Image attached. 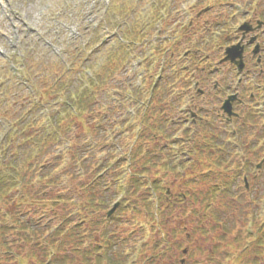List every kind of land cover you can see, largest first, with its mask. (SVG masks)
Returning a JSON list of instances; mask_svg holds the SVG:
<instances>
[{"label": "trees", "instance_id": "trees-1", "mask_svg": "<svg viewBox=\"0 0 264 264\" xmlns=\"http://www.w3.org/2000/svg\"><path fill=\"white\" fill-rule=\"evenodd\" d=\"M136 30V25L128 22L123 36L129 49L120 45L108 49L102 60L101 48L87 56L84 48L73 44L62 59L52 56L36 66L23 64L18 78L0 72V123L6 126L0 140V264H75L78 258L88 263L92 257L96 264H126L124 256L108 255L109 241L104 243L106 251L96 240L87 243L101 223L100 238L107 234L105 224L111 218L100 217V211L107 209L118 193H124L121 208L135 209V196L142 199L144 194L164 191L157 171L174 170L169 154L158 157L164 147L156 154L144 144L146 132L133 134L130 121L122 131L128 122V107L143 102L146 93L143 81L135 86L124 65L132 43L146 36L142 28ZM185 30L187 34L192 31L188 26ZM162 43L154 49L159 51ZM180 43L171 51H178ZM136 55L143 57L142 50ZM169 70L165 66L153 81L146 107L138 112L142 120L160 112L147 105L161 101L154 93L161 96L168 80L173 82L175 75ZM166 127H159L158 133L169 137ZM125 133L135 137L127 148ZM184 137H189L188 132ZM151 171L155 173L152 178ZM165 198L164 194L163 208L157 203L156 214L168 209ZM209 216L219 219V214L209 212ZM90 222L95 226L85 228Z\"/></svg>", "mask_w": 264, "mask_h": 264}, {"label": "rangeland", "instance_id": "rangeland-1", "mask_svg": "<svg viewBox=\"0 0 264 264\" xmlns=\"http://www.w3.org/2000/svg\"><path fill=\"white\" fill-rule=\"evenodd\" d=\"M194 1L196 0H0V72L8 73L9 77L18 78L19 72L24 71L23 64L27 65L28 62L36 66L38 61H44L48 57L52 58L53 55L62 58L73 44L83 47L87 56L95 49H100L102 44H107L108 47H104L99 54V58H102L104 54H107L106 50L109 47L114 48V40H118L122 45L127 43L126 38L124 41L122 39L123 33L127 32V23L130 21L136 25V31L142 28V34L146 35L132 45L130 51L132 55L124 64L126 75L130 76L128 78L134 79L135 86L140 85L138 81H143L141 86L144 84L146 93L142 95L143 102L128 107L130 110L128 122L122 131H126L131 122L133 134L138 131L148 134L144 142L148 148L155 150L158 154L160 151L158 149L164 147L163 155L158 157L165 158L169 154L174 170L163 172L157 167L152 168L153 171L158 170L156 176L161 179L163 188H171L173 192H183L186 195L192 191L195 197L193 199L189 197L191 200H189V205L182 202L168 214H165L163 210L156 214L158 204H160V209L164 207V191L156 194L151 192L149 196L144 194L141 196L142 199L135 196V199H132L137 204L135 209L121 208L124 193H118L114 202L119 201L120 205L110 217V223L105 224L106 236L103 239L100 238L104 226L101 223L95 227L97 231L90 233L92 231L90 230L87 233V235L90 233L91 237L87 243L96 240L98 244H101L102 251H106L104 243L109 241L108 255L113 258L124 256L127 259L126 264H169V261L172 264H178L181 257H186L189 253L191 257H186L188 264H262L254 262V260L259 262L253 256L262 253V247L254 243L253 233L259 227L264 230V150H259V146H256L249 152L252 162L258 163L263 160V168L255 182H252L255 172L248 174L251 188L249 193L243 188L242 176L236 178L231 173L226 174L227 177L237 179L231 195H227L224 199L220 196L214 199L204 196L202 200H207L203 206L202 201L197 203V200L203 197L197 196V192L207 193L212 185L220 184V181L217 176H214L212 169L202 167L209 165L210 162H218L216 158L227 150L218 146L210 134H193L185 138L184 134L176 133L173 127H169L168 121L164 122L166 101L172 102L168 86H165L166 93L161 96H159L160 92L154 93L155 98L161 101L152 100L147 105V107L159 109L161 113L158 111L159 113L153 116L150 114V117L147 116L145 120H142V114L138 113L146 107L151 96L153 81L167 64L168 55L165 54V50L168 49L171 41L162 43L159 51L155 50L157 46L151 43L160 42L171 32L170 35L174 39L172 42H181L176 52L178 57L187 49L194 51L199 45L201 46L198 40L202 35L201 32L196 31L194 35L187 36L181 31L180 23L181 19L186 22L192 20L198 10L210 4L212 0L197 1L195 7H191ZM160 2L163 7L159 6ZM262 3L264 2L260 4ZM243 7L239 4L235 9L233 7L231 13L237 16L242 15ZM245 9L253 10L254 7H245ZM164 12L167 17L159 21V16ZM203 20L214 22L216 18L210 12L199 18L200 22ZM238 21L242 20L238 18L231 26V32L235 38L238 36L236 29ZM215 29L211 30V34L206 35V42L209 40V43L201 47L202 50L198 53L201 57L212 52L216 54L217 51L213 49L222 45L223 40L230 35L222 29ZM158 32L161 34L159 35ZM234 37L232 39H235ZM138 48L143 53L141 57L143 62L140 66L137 59L139 56L136 55ZM187 61H189L187 63L189 68L185 67L190 73L186 80L192 76V79L196 80L191 70L196 67L199 78L197 67L202 62L198 63V60L194 58H187ZM67 62L70 61L67 60ZM175 63L177 72L175 80L178 81L179 78L185 76L186 72H180V59ZM142 73L143 76L138 78V75ZM176 89L182 91V89ZM193 89L191 85L188 91L183 89V94H195V89ZM131 118L134 120L131 121ZM163 125L167 126L166 133L169 137L158 133V128ZM5 128L4 124L1 125L0 136ZM154 134L158 137L155 138ZM124 135H128L127 140L124 141L125 148H127L135 137L128 133ZM179 162H183L184 168ZM188 162L204 163L200 167ZM126 165L124 164L123 170ZM154 174L151 171L150 178ZM202 174H208V179L202 178ZM106 195H112V193L107 192ZM256 195L260 197L256 199ZM113 203L107 209L100 211V217L105 216ZM213 205L223 208L219 213L218 221L209 216ZM203 214H207V217L205 218ZM95 216L98 214L95 213ZM220 224L223 226L221 227ZM94 226L91 222L84 224L87 229ZM170 235H173L171 240H169ZM185 247L190 251L187 254L182 252ZM76 262L75 264H96L94 257L89 258L88 263L81 261L80 258Z\"/></svg>", "mask_w": 264, "mask_h": 264}, {"label": "flooded vegetation", "instance_id": "flooded-vegetation-1", "mask_svg": "<svg viewBox=\"0 0 264 264\" xmlns=\"http://www.w3.org/2000/svg\"><path fill=\"white\" fill-rule=\"evenodd\" d=\"M255 1L212 0L210 4H207L216 7L213 12L216 20L213 24L229 21L232 24L238 18L242 20L238 21L236 26L238 36L234 37L231 32L233 24L230 25L227 30V34L230 35L223 40L222 45L218 46L219 55L214 56L216 61L214 60L202 68V76L195 85L194 92L196 93L189 96L185 110L177 114V120L171 119V122L178 128H181V124L186 125L190 133L212 135L213 141L218 143L222 149L227 150V152L224 150L216 158L218 162H210L213 164L214 176H217L220 181V184L213 185L214 190H217L210 195L220 196L222 199L231 195V190L237 183L236 178L239 176L243 178L244 190L249 193L251 188L248 174L255 172L252 181L255 182L263 168V162L261 164L260 162L254 163L249 156L253 147L259 146V150H264V8H262L264 3L260 4L264 1L258 0L256 4ZM239 4L244 6V13L237 16L231 11L234 5L239 6ZM251 6L254 7L253 10L245 9V7ZM208 22V20H204L203 23L200 21L195 23L190 20L188 25L200 30L214 29L213 24L207 25ZM231 36L235 39H232ZM229 46L237 48H233V51L230 50L228 60L222 62L225 50ZM168 108L173 109L172 105ZM192 163L201 167L204 162ZM200 172H202L201 169ZM230 173L236 178L226 176ZM166 193L165 199L169 207L165 214L170 213L182 202L189 205L190 199L185 193L173 192L171 188H168ZM189 194L194 195L192 191ZM196 195L202 196L200 192H197ZM255 197L257 199L260 196L256 195ZM180 198L182 202L178 203ZM201 201L202 198L198 199L197 203ZM221 210H223L221 206L211 208L214 214H219ZM220 226L223 225L220 224ZM172 236L169 237V240L172 239ZM253 236L254 243L262 247V253L253 256L259 262L256 260L254 262L264 264V230L261 227L257 228ZM237 240L240 241V238L237 237ZM182 252L187 254L190 251L185 247ZM189 256L190 253L186 257ZM186 257H181L178 264H188ZM169 264L172 262L169 261Z\"/></svg>", "mask_w": 264, "mask_h": 264}, {"label": "water", "instance_id": "water-1", "mask_svg": "<svg viewBox=\"0 0 264 264\" xmlns=\"http://www.w3.org/2000/svg\"><path fill=\"white\" fill-rule=\"evenodd\" d=\"M233 48H237V47H232V49ZM232 49H229L228 51H230V50H232ZM233 51V50H232ZM231 51V52H232ZM228 57H229V55H228ZM228 57H226V59H228ZM117 206H118V203L117 204H115L110 210H109V212L107 213V216H110L114 211H115V209L117 208Z\"/></svg>", "mask_w": 264, "mask_h": 264}]
</instances>
